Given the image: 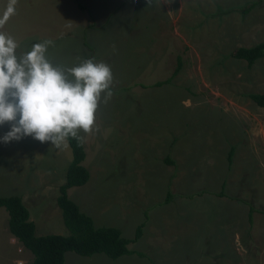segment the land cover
<instances>
[{
    "label": "rangeland",
    "instance_id": "rangeland-1",
    "mask_svg": "<svg viewBox=\"0 0 264 264\" xmlns=\"http://www.w3.org/2000/svg\"><path fill=\"white\" fill-rule=\"evenodd\" d=\"M250 1L254 0H174L182 5L178 32L182 37L186 34L193 50L178 43L181 66L175 83L142 89L136 83L138 75L152 80L144 74V61L149 60L135 52L132 43L151 37L152 28L143 26L148 22L142 13L162 12L161 0H152L150 6L147 0H16L14 14L0 31L19 44L17 56L30 51L35 43L51 40L46 55L54 65L70 68L94 58L111 67L112 96L104 103L102 95L93 131L79 133L88 179L66 190L67 197L96 227H116L122 237H131L144 214L163 212L160 204L167 191L178 209V203L186 204L180 194L217 191L222 182L223 192L240 194L257 209L251 232L240 235L237 242L210 243L217 252L222 250L234 258L194 261L264 264V111L246 96L264 92V57L247 66L244 60L229 56L235 47H251L264 39V0L245 14L236 10ZM8 4L9 0H0V18ZM90 24L94 27H87ZM156 75L162 77V72ZM222 110L255 122L249 140L244 132L245 138L240 135L236 143L228 141L236 126L235 116ZM9 130L8 124L0 126V137ZM166 155L175 157L171 174L162 161ZM70 158L67 143L56 148L32 137L0 143V196L22 195L36 236L68 234L56 198ZM188 200L189 207L195 206L192 210L209 202L195 197ZM6 221V212L0 207V226ZM3 236L0 233V264H29L31 253L15 237L4 241ZM144 242L142 237L127 248L138 251ZM194 245L177 238L169 245L173 251L169 255L175 256V262H183L186 256L196 255ZM216 249H209L210 254ZM160 252L153 246L151 255L158 257ZM93 263L150 264L146 256L136 253L110 259L101 253L85 257L64 252L62 264Z\"/></svg>",
    "mask_w": 264,
    "mask_h": 264
},
{
    "label": "crops",
    "instance_id": "crops-1",
    "mask_svg": "<svg viewBox=\"0 0 264 264\" xmlns=\"http://www.w3.org/2000/svg\"><path fill=\"white\" fill-rule=\"evenodd\" d=\"M161 2L163 4L162 12H154L153 14L142 13L144 14L143 18H145L148 22L143 26L144 27L149 26L150 28H152L151 37L143 41H140L139 38H137V40L133 39V43H132L133 50L135 52H140L141 55L145 54L144 58L149 60L148 63L144 61L145 63L143 65L145 70L144 74H147L148 77L152 76V80L145 81V78H143L144 75H138L139 81L136 82L134 80V82L140 83L142 89H144L145 87H159L161 85V84L154 85L155 82L165 83V86L167 85L170 86L172 82L175 83L176 74L171 78L170 76L176 66V60H177L176 50L178 43L180 44L183 43L188 50H193L191 43H188L186 39V34L184 37H182V35L178 32L177 29L178 17L180 16L182 11L181 3L178 5L177 3L174 2V0H161ZM88 26L92 28L94 27L93 24L87 25V27ZM119 35H124V32L123 33L120 32ZM90 48L92 49L93 52L95 51L93 46ZM86 51L87 54H90L89 49ZM93 52L91 57H93ZM159 71L162 72L161 75L162 77H157L156 74ZM168 78L170 79L167 82L166 79ZM222 111L224 113H230V111L228 110H222ZM256 112L258 113V111ZM232 116L235 115L231 114V117ZM232 120L235 121L236 126L233 128V130H231L232 135L227 138L228 141H233L234 143H236L240 135L244 137V132L246 134L247 140H249L250 139L249 131L252 130L255 122L250 119L244 120L239 116H235ZM257 124L259 125V127L261 126L260 123ZM79 141L81 143V139H79ZM173 141L174 140H172L170 146L172 145ZM225 147H227L226 144ZM247 147L250 148V146ZM230 148L232 149V147ZM250 150L252 154V149ZM251 156H253L254 159V155ZM170 158L173 160V165H167V164L166 165L169 168H171L169 169L171 174V172L173 171L172 169H175L176 161H175V157L172 158L170 156ZM180 167L181 166L179 165L178 167H176V169L178 170L179 168L180 170ZM222 188L223 186L221 182L220 189L217 191H213V192L198 191L190 195L180 194L181 197L179 199H181V201H186V204L184 202L178 203L177 204L178 209H174V203H173L174 198L172 197L171 192L167 191L170 193V199L168 202L162 201L163 203L160 204L161 205L160 207H162L163 212L157 216L153 214L154 210L149 211V216L144 214L143 220L141 221V223L143 222V225L141 227V234L137 239L143 237L145 239V242L142 244V248L137 252H141L143 254L142 256L144 257L146 256L150 264H159V262H161V264L164 262L167 263L172 262L171 264H194V263L197 264L194 260L196 261L200 259L207 260V259H213L215 257L224 258V260L225 259L230 260L231 258H234L233 256H230L233 254L228 253L226 255V252L222 250L220 251L221 253L217 252L219 250L215 248L216 246L213 245L211 247L210 243H214V244L225 243L227 241L237 242L239 241L240 235L248 236L251 232L250 229L255 218L253 216V213L257 214V209L249 203L250 202L249 199L248 200L243 199L242 198L243 196L240 194H229L223 192ZM220 192H222V195H219ZM166 193L164 194L162 200H164ZM8 195L11 194H7L5 196ZM15 195L20 197L21 202L24 205L22 195L20 194H15ZM186 197L188 199L195 197V199L198 201H202V200L207 201L208 199L209 202L201 205L200 209L192 210L193 208H195V206L189 207L187 204L189 203L190 200H188ZM250 206L253 208L251 213H249ZM210 211L212 212V214H210ZM248 216L251 217V221L248 220ZM3 226L4 227L0 226V233H4V236L2 237L3 240L11 241L14 237H12V235L8 231L7 221L4 223ZM94 226L96 227V225ZM100 226H107V225H100ZM132 237L133 235L128 238H132ZM177 238L180 239L181 242L183 239L185 242L189 240V243L195 244L193 246V250L196 249L197 252L196 255L195 256L188 255L185 257L183 262L181 261L175 262L174 260L175 256L173 257L169 255V252H173L172 250H170L171 246L169 245L173 244V242L177 240ZM157 241L162 242L164 246H161ZM202 243L203 245H201ZM153 246H155V248L156 246H158L159 250L161 251L160 252L161 254L158 257L151 255V250L153 249ZM211 248L216 249L212 252V254H210L211 250H209ZM215 252L217 253L215 254ZM157 258L160 260L158 263L155 262V259ZM190 259L191 260L193 259V263L192 261H190ZM63 260H64V254H63ZM205 263L212 264L210 261ZM93 264H97V263H93Z\"/></svg>",
    "mask_w": 264,
    "mask_h": 264
},
{
    "label": "clouds",
    "instance_id": "clouds-1",
    "mask_svg": "<svg viewBox=\"0 0 264 264\" xmlns=\"http://www.w3.org/2000/svg\"><path fill=\"white\" fill-rule=\"evenodd\" d=\"M15 4L9 0L0 28L14 14ZM51 45V40L35 43L17 56L19 44L0 31V126H10L0 143L32 137L60 148L69 136L82 139L81 131L91 133L102 95L104 103L111 98L109 65L94 58L70 68L54 65L46 55Z\"/></svg>",
    "mask_w": 264,
    "mask_h": 264
},
{
    "label": "trees",
    "instance_id": "trees-1",
    "mask_svg": "<svg viewBox=\"0 0 264 264\" xmlns=\"http://www.w3.org/2000/svg\"><path fill=\"white\" fill-rule=\"evenodd\" d=\"M259 1L247 2L236 10L245 14ZM77 6L80 9L85 8L80 3H77ZM229 56L244 60L246 65L250 66L257 58L264 57V39L251 47H235L229 52ZM180 66V59L177 57L176 66L170 78L179 71ZM170 78L166 81L168 82ZM160 84L162 82L154 83V85ZM246 96L264 111V92L248 93ZM66 143L70 149L71 158L65 169L64 180L58 186L56 205L61 212L62 221L68 229V234L36 236L34 224L28 218V211L17 195L0 196V207L6 212L9 233L16 238L24 249L31 253L30 264H62L63 254L66 251H72L81 256L101 253L110 259L131 253L142 256L141 252L129 250L127 244L140 236L143 222L136 226L132 238H124L115 227H95L91 218L80 212L77 205L67 197L66 190L69 187L80 186L87 181L88 171L82 165L85 154L79 139L69 136ZM231 154L232 149L230 148L227 152L228 164ZM162 161L167 165H173V160L168 155ZM219 195H222V192ZM169 199L170 193L167 192L163 202H168ZM252 210L253 208L250 206L249 213ZM248 220L251 221L250 216H248Z\"/></svg>",
    "mask_w": 264,
    "mask_h": 264
}]
</instances>
